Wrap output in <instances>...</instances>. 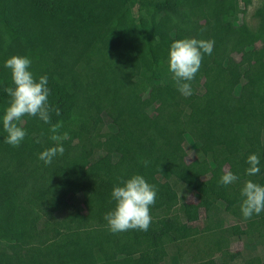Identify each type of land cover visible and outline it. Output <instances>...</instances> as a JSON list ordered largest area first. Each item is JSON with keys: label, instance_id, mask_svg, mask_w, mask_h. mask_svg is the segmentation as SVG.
<instances>
[{"label": "trees", "instance_id": "1", "mask_svg": "<svg viewBox=\"0 0 264 264\" xmlns=\"http://www.w3.org/2000/svg\"><path fill=\"white\" fill-rule=\"evenodd\" d=\"M237 1L0 0V264H169L177 243L201 231L191 264H219L207 263L215 254L231 264L241 255L229 250L234 239L264 246V212L245 219L240 207L245 181L264 186V1L254 29L228 14ZM183 38L215 42L190 96L168 64ZM13 55L30 57L37 80L47 75L52 109L51 124L22 118L19 147L5 142L2 124ZM57 123L69 139L45 165L39 154L56 145ZM186 135L197 143L190 161ZM253 153L260 173L249 177ZM225 170L239 179L220 184ZM135 174L157 189L151 226L114 234L104 218L112 190ZM176 184L200 186L198 200L212 203L203 227L193 224L198 202L172 198ZM218 205L235 223L224 226Z\"/></svg>", "mask_w": 264, "mask_h": 264}, {"label": "clouds", "instance_id": "2", "mask_svg": "<svg viewBox=\"0 0 264 264\" xmlns=\"http://www.w3.org/2000/svg\"><path fill=\"white\" fill-rule=\"evenodd\" d=\"M214 43L213 40L183 38L171 44L168 57L169 71L182 95L192 94L189 82L195 79L204 55L212 54ZM31 64L30 57L21 55H13L5 62V67L10 69L13 86L5 89L11 99L4 110L2 124L7 133L5 142L13 147H19L27 135L21 126L23 117H38L44 123L51 124L48 77L43 75L37 80L30 70ZM55 111L60 115L58 108ZM61 126L59 123L51 125L50 139L56 142V145L39 154V159L45 165H50L58 154L63 155L65 151L61 142L69 139V134L67 132L58 134ZM246 162L249 165L246 175L252 177L260 173V157L257 154H250ZM144 163L147 166L148 162ZM238 179L239 177L232 171L225 170L219 183L227 186ZM111 196L116 202L115 207L106 213L104 218L112 233L147 231L150 228L151 207L156 202L157 189L144 176L140 174L131 176L123 181L122 185L115 186ZM241 196L243 200L240 207L245 219L264 212V186L249 179L243 184Z\"/></svg>", "mask_w": 264, "mask_h": 264}, {"label": "rangeland", "instance_id": "3", "mask_svg": "<svg viewBox=\"0 0 264 264\" xmlns=\"http://www.w3.org/2000/svg\"><path fill=\"white\" fill-rule=\"evenodd\" d=\"M264 0H238V4L236 5L234 2L229 3L228 14L235 19L236 22H245L250 28L254 29L258 24V17L256 16V10L261 6ZM106 126L111 131H115V127L111 125L110 122L106 121ZM185 150H186V158L187 161L192 160L197 156V143L194 141L189 135L185 136L184 142ZM121 149L120 142L118 144L116 153ZM168 183L164 181L163 186H167ZM200 191V186H195L193 190L188 189L186 186L181 184H176L174 190L172 191V198L177 202H181L183 199L186 201H194L198 202L200 206V217L199 220L194 222L198 227H203L205 223V213L210 209L211 202L207 199L198 200L197 194ZM183 198V199H182ZM219 213L222 217H224V226H229L235 223V220L226 215L222 209L221 205H218ZM208 232L201 231L191 239H186L179 241L177 246L181 249V254L179 255H171L169 264H191L192 263V255L197 250V248H201L203 243L206 241V235ZM257 242L255 250L252 249L249 242H246L242 239H234L231 241L229 250L231 252L239 251L241 255L238 258L232 260L231 264H243V261L248 256H252L253 254H259L264 256V246L262 244H258ZM12 246H16L13 244ZM207 263L217 262L221 264V259L218 254L207 257ZM165 264V263H161Z\"/></svg>", "mask_w": 264, "mask_h": 264}]
</instances>
